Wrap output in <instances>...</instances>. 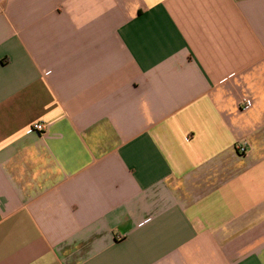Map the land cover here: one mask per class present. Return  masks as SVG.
I'll return each instance as SVG.
<instances>
[{
    "label": "crops",
    "instance_id": "crops-1",
    "mask_svg": "<svg viewBox=\"0 0 264 264\" xmlns=\"http://www.w3.org/2000/svg\"><path fill=\"white\" fill-rule=\"evenodd\" d=\"M0 264H264V0H0Z\"/></svg>",
    "mask_w": 264,
    "mask_h": 264
},
{
    "label": "built area",
    "instance_id": "built-area-1",
    "mask_svg": "<svg viewBox=\"0 0 264 264\" xmlns=\"http://www.w3.org/2000/svg\"><path fill=\"white\" fill-rule=\"evenodd\" d=\"M249 106V102L247 100L244 101L243 103V108H247ZM31 132H35L38 134H43L45 132V126L42 122H36L32 125L31 127ZM240 152L244 153L245 149L244 148H240Z\"/></svg>",
    "mask_w": 264,
    "mask_h": 264
}]
</instances>
